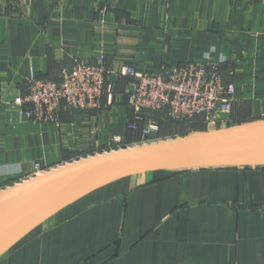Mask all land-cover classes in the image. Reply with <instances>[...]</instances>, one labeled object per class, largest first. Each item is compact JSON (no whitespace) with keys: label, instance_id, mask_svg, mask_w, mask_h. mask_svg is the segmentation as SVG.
<instances>
[{"label":"crops","instance_id":"1","mask_svg":"<svg viewBox=\"0 0 264 264\" xmlns=\"http://www.w3.org/2000/svg\"><path fill=\"white\" fill-rule=\"evenodd\" d=\"M100 54L110 70L133 64L154 73L224 58L236 86L229 123L264 119V0H0V191L109 149L115 137L138 141L127 128L123 81L114 104L62 110L59 124L20 117L10 103L31 72L59 80L66 66ZM137 179L63 207L1 253L0 264H264V167Z\"/></svg>","mask_w":264,"mask_h":264},{"label":"built area","instance_id":"2","mask_svg":"<svg viewBox=\"0 0 264 264\" xmlns=\"http://www.w3.org/2000/svg\"><path fill=\"white\" fill-rule=\"evenodd\" d=\"M218 61H189L159 72L140 71L133 64L110 70L106 55L94 60H77L62 69L59 80L42 79L31 72L22 81L23 90L10 101L18 115L35 123L59 124L62 110H95L114 104L117 85L124 82L122 95L133 112L129 131H139L142 140L126 143L115 137L108 151L160 141L159 122L149 113L166 112L172 120L207 124L228 123L235 102L236 86L228 82ZM6 102L0 95V103ZM105 102V103H104ZM48 171V170H44ZM39 174L38 172L29 176ZM25 180V179H24Z\"/></svg>","mask_w":264,"mask_h":264},{"label":"water","instance_id":"3","mask_svg":"<svg viewBox=\"0 0 264 264\" xmlns=\"http://www.w3.org/2000/svg\"><path fill=\"white\" fill-rule=\"evenodd\" d=\"M104 151L65 163L0 191V254L86 193L149 172L264 167V119Z\"/></svg>","mask_w":264,"mask_h":264},{"label":"rangeland","instance_id":"4","mask_svg":"<svg viewBox=\"0 0 264 264\" xmlns=\"http://www.w3.org/2000/svg\"><path fill=\"white\" fill-rule=\"evenodd\" d=\"M165 121L167 123L165 122L166 125H165L164 130L162 131V134H161L162 136L160 137L161 140H166V139H171V138H178V137L186 136V135H189V134L205 132V131L211 129V127H208L206 123H204L203 121L200 122L199 120H195L194 123H190V122L171 123L170 120H168V119H165ZM232 125H236V124H233V121H232V122H230V123L228 122L226 124L225 123L218 124L215 128L218 129V128H223L225 126H232ZM108 150L109 149H106L104 151H108ZM104 151H101V152L99 151V153H102ZM44 170L43 169H39L38 173L42 174V173L46 172ZM47 170L49 171L50 169H47ZM34 176H36V174ZM26 179H28V178H26Z\"/></svg>","mask_w":264,"mask_h":264},{"label":"trees","instance_id":"5","mask_svg":"<svg viewBox=\"0 0 264 264\" xmlns=\"http://www.w3.org/2000/svg\"><path fill=\"white\" fill-rule=\"evenodd\" d=\"M126 80L127 79H125L124 80V82H126ZM122 83V82H121ZM152 113H154L155 115H154V118H156L155 120H157L158 122H159V125H160V131H159V133H158V137H161L162 135V131L164 130V128H165V119H168V120H170V122L171 123H183V122H187V121H178V120H172L171 118H169V117H167L166 116V112H162V111H153V112H151V113H149L150 114V116L152 117ZM133 116V112H132V114H131V116H130V118ZM195 120H199L200 122H202L200 119H197V118H195L194 119V121ZM194 121H191L190 123H194ZM167 123V122H166ZM202 124V123H201ZM132 132H134L135 134H133V135H130V138L131 139H136V140H138V141H140V140H142V136H141V134H140V132L139 131H131V133ZM141 138V139H140ZM133 142V141H132ZM134 142H137V141H134Z\"/></svg>","mask_w":264,"mask_h":264}]
</instances>
